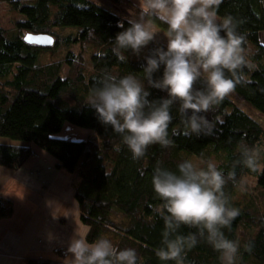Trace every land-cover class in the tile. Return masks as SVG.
<instances>
[{"label":"trees","instance_id":"16d2710c","mask_svg":"<svg viewBox=\"0 0 264 264\" xmlns=\"http://www.w3.org/2000/svg\"><path fill=\"white\" fill-rule=\"evenodd\" d=\"M138 1L149 21L264 116V0H212L207 8L217 26L195 4L184 11L187 31L160 13L196 0ZM0 2L22 16L17 33L0 27V140L21 143H0V166L20 169L35 145L76 174L87 242L112 249L84 251L82 264H227L231 250L237 264H264V214L250 217L233 198L241 179L259 172L252 155L264 137L259 122L141 26L91 0ZM55 28L76 31L59 39L64 46L95 48L91 75L73 53L65 78L64 62L41 63L58 44ZM25 33L51 35L55 43L30 45ZM138 42L147 49L135 59ZM90 94L101 98L86 101ZM66 124L95 138L56 136ZM194 156L219 162L217 183L206 192L191 177ZM12 212L0 197V219ZM243 226L257 231L247 236Z\"/></svg>","mask_w":264,"mask_h":264},{"label":"crops","instance_id":"0c3cea01","mask_svg":"<svg viewBox=\"0 0 264 264\" xmlns=\"http://www.w3.org/2000/svg\"><path fill=\"white\" fill-rule=\"evenodd\" d=\"M66 129L69 134L78 135L77 128L66 124ZM0 143L12 144L6 140ZM58 164L52 155L34 146L33 155L20 169L0 166V197L13 204L12 214L0 219V264H27L34 260L82 264L84 251L111 252L108 245L87 242L89 228L81 221L75 198L76 174ZM57 247L68 250V256L60 258L54 252Z\"/></svg>","mask_w":264,"mask_h":264},{"label":"rangeland","instance_id":"374dc122","mask_svg":"<svg viewBox=\"0 0 264 264\" xmlns=\"http://www.w3.org/2000/svg\"><path fill=\"white\" fill-rule=\"evenodd\" d=\"M96 2L103 5L107 9H112L115 13L131 19L134 23L141 26L149 37H152L156 43L164 46L165 50L171 51L187 62L196 73L201 75L209 83L212 84L214 89L228 97L235 105L249 114L257 122L261 124L264 128V116L257 111L253 106L241 98L233 89H231L225 82H223L219 77L212 73L207 67L200 63L194 56H192L185 48H183L179 43L172 39L163 29L159 28L153 22L149 21L145 16V10L147 9L141 2L137 0H111L109 3L107 0H95ZM212 0H196L192 3H184L176 6L166 7L161 10L160 16L164 19L169 20L175 26L180 29L187 31L188 25L184 16V11L193 5H198L201 9V18L211 22L213 26L222 24V22L214 16L207 8V5ZM22 20V16L19 12L12 9V7L6 2H0V27L7 30L10 34L17 33L16 23ZM76 31L73 28L65 29H53V34L57 39V46L53 48V52H44L41 57V63L50 62H64L61 68V77L65 78L70 74L71 67L65 62L68 53H73L72 60L77 59V63L80 67L84 68L85 77L92 74V68L90 66V56L95 52V48L92 46H82L81 44H73L70 46H64L63 42L59 39L64 38L69 34H75ZM27 33L23 34V37ZM261 41L264 44V33L261 34ZM147 42H138L131 54L132 58L140 59L145 55ZM58 47V48H57ZM77 57V58H76ZM101 97H95V95L90 94L86 101H96ZM67 126H72V128L78 129V135L69 134L70 131L66 129V125L63 127L62 131L59 133L62 137H67V135L75 136L76 141H82L87 139L95 138V134L87 129L79 128L70 124ZM87 130V131H86ZM57 136V135H56ZM84 137V138H79ZM71 138V137H70ZM82 139V140H80ZM8 142H15L21 144L17 141H12L10 139H2ZM35 145H32L33 148ZM252 155L260 160L259 172L257 175H247L244 176L241 181L236 185V190L234 192V204L236 208L247 211L250 217L257 219L259 215L264 214V137L258 146L252 150ZM191 177L194 178L196 182L199 183L200 188L206 192L211 189L217 179L219 178V173L217 171L219 162L216 157L210 159H200L197 157H191ZM254 201V206L250 205V201ZM256 210H259L258 212ZM256 213V214H255ZM246 235L249 236L251 233H255L257 229L255 226L246 227L243 226ZM244 235V234H243ZM241 234V238H243ZM59 248V247H57ZM68 253V250H67ZM68 256V255H67ZM66 256V257H67ZM238 257L235 250L228 251L225 255V261L227 264H237ZM22 264H26L23 262Z\"/></svg>","mask_w":264,"mask_h":264},{"label":"water","instance_id":"95a60500","mask_svg":"<svg viewBox=\"0 0 264 264\" xmlns=\"http://www.w3.org/2000/svg\"><path fill=\"white\" fill-rule=\"evenodd\" d=\"M24 41L41 48H51L55 43V39L51 35H33L31 33L26 34Z\"/></svg>","mask_w":264,"mask_h":264},{"label":"built area","instance_id":"2783aa9c","mask_svg":"<svg viewBox=\"0 0 264 264\" xmlns=\"http://www.w3.org/2000/svg\"><path fill=\"white\" fill-rule=\"evenodd\" d=\"M54 252L60 257V258H65L68 253L65 248L59 247L54 250Z\"/></svg>","mask_w":264,"mask_h":264}]
</instances>
